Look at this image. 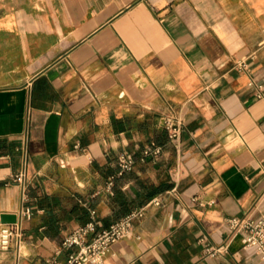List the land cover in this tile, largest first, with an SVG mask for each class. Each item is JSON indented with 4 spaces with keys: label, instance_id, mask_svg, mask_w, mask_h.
Instances as JSON below:
<instances>
[{
    "label": "crops",
    "instance_id": "obj_1",
    "mask_svg": "<svg viewBox=\"0 0 264 264\" xmlns=\"http://www.w3.org/2000/svg\"><path fill=\"white\" fill-rule=\"evenodd\" d=\"M139 208L106 264H264L228 225L264 216V0H0V220L24 240L0 264L64 262L91 210L107 228Z\"/></svg>",
    "mask_w": 264,
    "mask_h": 264
},
{
    "label": "built area",
    "instance_id": "obj_2",
    "mask_svg": "<svg viewBox=\"0 0 264 264\" xmlns=\"http://www.w3.org/2000/svg\"><path fill=\"white\" fill-rule=\"evenodd\" d=\"M246 69L245 63L240 65ZM261 89V87H260ZM163 127L167 131L169 141L178 144L182 136V123L172 116L165 117ZM163 154V148L155 142L148 144L142 151L140 160H158ZM138 158L132 154L123 153L118 159L119 175L130 172L134 169ZM28 156L26 149L23 155V166L16 171L10 179V183L20 187L26 193L29 186L27 174ZM114 179L111 178L105 190L112 192ZM160 204L158 199H153L150 204ZM145 208L135 209L126 216L112 223L107 228H100V222L95 210L90 211L89 220L75 228L66 235L62 242V248L70 251L64 262L51 259L48 264H106V258L112 246L118 241L131 235L134 224L144 217ZM23 216L30 218L32 212L29 208L22 211ZM228 225L236 233L244 236L246 247L253 248L258 255L264 259V216L258 219L245 217H233L228 220ZM23 228L17 220L14 224H0V250L8 251L12 247L17 250L18 260L20 249L23 244ZM200 242H204L203 239ZM210 256H215L219 251L206 247ZM18 264V261L16 262Z\"/></svg>",
    "mask_w": 264,
    "mask_h": 264
},
{
    "label": "water",
    "instance_id": "obj_3",
    "mask_svg": "<svg viewBox=\"0 0 264 264\" xmlns=\"http://www.w3.org/2000/svg\"><path fill=\"white\" fill-rule=\"evenodd\" d=\"M17 222V216L12 215V216H5L3 215L0 220V224H14Z\"/></svg>",
    "mask_w": 264,
    "mask_h": 264
},
{
    "label": "trees",
    "instance_id": "obj_4",
    "mask_svg": "<svg viewBox=\"0 0 264 264\" xmlns=\"http://www.w3.org/2000/svg\"><path fill=\"white\" fill-rule=\"evenodd\" d=\"M125 213H126V211H120L118 213V218H121Z\"/></svg>",
    "mask_w": 264,
    "mask_h": 264
}]
</instances>
